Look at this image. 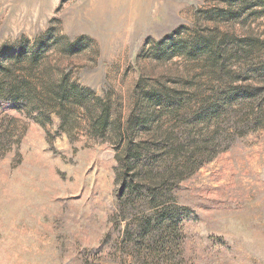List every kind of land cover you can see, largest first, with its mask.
Listing matches in <instances>:
<instances>
[{"label": "rangeland", "instance_id": "374dc122", "mask_svg": "<svg viewBox=\"0 0 264 264\" xmlns=\"http://www.w3.org/2000/svg\"><path fill=\"white\" fill-rule=\"evenodd\" d=\"M226 5L0 0V55L46 43L52 74L69 73L129 116L143 89L175 87L171 80L193 67L264 62V15L245 27L207 20ZM211 31L218 43L225 33L236 40L250 32L260 42L234 49L228 38L237 55L219 61L185 52ZM41 113L0 95V264H264V128L182 180L166 211L142 215L141 205H130L123 215L113 146L86 129L69 136L58 116ZM167 230H176L173 251L160 236L150 241ZM145 232L153 235L144 239Z\"/></svg>", "mask_w": 264, "mask_h": 264}, {"label": "trees", "instance_id": "16d2710c", "mask_svg": "<svg viewBox=\"0 0 264 264\" xmlns=\"http://www.w3.org/2000/svg\"><path fill=\"white\" fill-rule=\"evenodd\" d=\"M226 3L228 9L209 15L207 20L245 27L250 16L264 15V0L252 5L246 0ZM219 34L211 31L201 45L185 52L214 53L219 61L235 57L236 47L253 49L260 42L250 32L236 40L225 33L218 43ZM228 38L233 50L227 48ZM49 51L43 43L32 52L25 49L7 60L0 55V95L23 101L30 112L40 110L49 121L52 114L58 116L61 130L69 136L77 129H86L93 138L113 146L123 215L130 205H141L142 215L148 210L166 211L175 203L173 191L182 180L228 149L238 137L264 128V62L193 67L171 80L175 87L164 84L143 89L134 112L124 116L109 96L76 84L64 71L52 74ZM47 74L48 81H44ZM175 232L159 231L150 241L160 236L159 242L173 251ZM150 233L145 232L143 238Z\"/></svg>", "mask_w": 264, "mask_h": 264}]
</instances>
